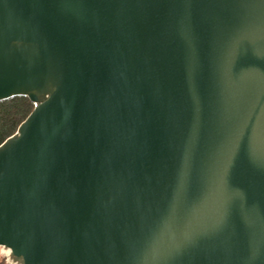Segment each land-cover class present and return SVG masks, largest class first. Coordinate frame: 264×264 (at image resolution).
Returning a JSON list of instances; mask_svg holds the SVG:
<instances>
[{
  "label": "water",
  "instance_id": "water-1",
  "mask_svg": "<svg viewBox=\"0 0 264 264\" xmlns=\"http://www.w3.org/2000/svg\"><path fill=\"white\" fill-rule=\"evenodd\" d=\"M264 5L0 0L9 264H264Z\"/></svg>",
  "mask_w": 264,
  "mask_h": 264
},
{
  "label": "trees",
  "instance_id": "trees-1",
  "mask_svg": "<svg viewBox=\"0 0 264 264\" xmlns=\"http://www.w3.org/2000/svg\"><path fill=\"white\" fill-rule=\"evenodd\" d=\"M34 110V104L23 96L0 101V145L16 134L19 126ZM6 263L3 259L0 264Z\"/></svg>",
  "mask_w": 264,
  "mask_h": 264
},
{
  "label": "snow or ice",
  "instance_id": "snow-or-ice-1",
  "mask_svg": "<svg viewBox=\"0 0 264 264\" xmlns=\"http://www.w3.org/2000/svg\"><path fill=\"white\" fill-rule=\"evenodd\" d=\"M252 2H256V3H259V4H261V5H264V0H252ZM260 39H261L262 41H264V28H262V30H261V36H260ZM259 54H260L261 56H264V47H261V48L259 49ZM261 166L264 167V161H261Z\"/></svg>",
  "mask_w": 264,
  "mask_h": 264
},
{
  "label": "rangeland",
  "instance_id": "rangeland-1",
  "mask_svg": "<svg viewBox=\"0 0 264 264\" xmlns=\"http://www.w3.org/2000/svg\"><path fill=\"white\" fill-rule=\"evenodd\" d=\"M3 259H6L7 264H9V263H8V260H7V255H6V253L4 252L3 249L0 248V262H2ZM3 264H6V263H3Z\"/></svg>",
  "mask_w": 264,
  "mask_h": 264
},
{
  "label": "bare ground",
  "instance_id": "bare-ground-1",
  "mask_svg": "<svg viewBox=\"0 0 264 264\" xmlns=\"http://www.w3.org/2000/svg\"><path fill=\"white\" fill-rule=\"evenodd\" d=\"M7 254V253H6Z\"/></svg>",
  "mask_w": 264,
  "mask_h": 264
}]
</instances>
